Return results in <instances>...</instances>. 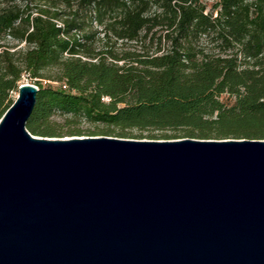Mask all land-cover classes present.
I'll use <instances>...</instances> for the list:
<instances>
[{"label":"water","instance_id":"water-1","mask_svg":"<svg viewBox=\"0 0 264 264\" xmlns=\"http://www.w3.org/2000/svg\"><path fill=\"white\" fill-rule=\"evenodd\" d=\"M0 119V264H264V140L38 137Z\"/></svg>","mask_w":264,"mask_h":264},{"label":"trees","instance_id":"trees-1","mask_svg":"<svg viewBox=\"0 0 264 264\" xmlns=\"http://www.w3.org/2000/svg\"><path fill=\"white\" fill-rule=\"evenodd\" d=\"M18 1L23 10L0 4V119L23 74L57 68V86L32 83L26 129L34 136L81 133L62 132L58 115L104 126L108 137L135 129L164 133L149 139L264 140V0H217L209 9L201 0H37L33 9V0ZM87 21L129 42L158 28L157 50L115 57L121 64L82 55ZM202 37L216 52L199 46ZM6 38L26 48L10 52Z\"/></svg>","mask_w":264,"mask_h":264},{"label":"rangeland","instance_id":"rangeland-1","mask_svg":"<svg viewBox=\"0 0 264 264\" xmlns=\"http://www.w3.org/2000/svg\"><path fill=\"white\" fill-rule=\"evenodd\" d=\"M203 4L206 5L207 9H209L213 3L217 0H201ZM33 4L29 6L28 9H33L35 3L37 4V0L32 1ZM42 4V2L40 1ZM0 4L2 6H15L19 7L23 10V5H20L18 0H0ZM85 31L81 34H85L83 40L81 41L82 52L91 53L92 55L97 56L100 59H104L107 62H117L114 60L116 57L117 59L125 57L128 53H149L153 54L157 50L156 46V37L159 34L158 28L153 29L145 38L141 39L138 42H129L126 40H119L117 39L109 29L98 26L95 22L87 21L85 25ZM79 34V37L80 35ZM154 34V35H153ZM154 38L153 42L150 43V39ZM1 44L3 47L9 48L10 52L24 50L26 45L23 42L15 41L10 38L4 39ZM199 46L204 48L207 52H216L213 44H210L208 40L202 37L199 42ZM3 49V48H1ZM121 64L122 61L117 62ZM58 69L52 68L42 72V78L31 79L26 74H23L21 77L20 84H32L33 81L38 80L41 82L42 85L50 84L52 86H57L58 83L53 81L54 78H57ZM17 97V92L12 94V98L15 100ZM226 98L225 96L223 99ZM53 120L59 125L62 132H67L69 130H79L81 133L79 135H66L65 133L62 135V138H70V137H86L90 135L96 136H103L100 135L101 131L105 130L104 126L91 124L86 122L81 117H72V116H55ZM115 132H119L115 130ZM126 137H121L125 139H136V140H165V139H149V136H158L156 138H160L159 136L161 132L157 131H139L135 129H131L125 131ZM166 134H170L167 132ZM112 137H115L114 135ZM118 138V137H116ZM120 138V137H119ZM166 140H173V139H166Z\"/></svg>","mask_w":264,"mask_h":264}]
</instances>
